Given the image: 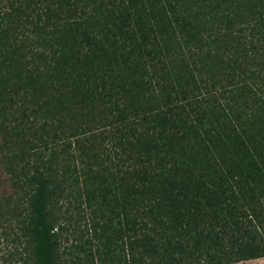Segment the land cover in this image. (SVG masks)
<instances>
[{
	"label": "trees",
	"instance_id": "trees-1",
	"mask_svg": "<svg viewBox=\"0 0 264 264\" xmlns=\"http://www.w3.org/2000/svg\"><path fill=\"white\" fill-rule=\"evenodd\" d=\"M261 257L264 0H0V264Z\"/></svg>",
	"mask_w": 264,
	"mask_h": 264
},
{
	"label": "rangeland",
	"instance_id": "rangeland-1",
	"mask_svg": "<svg viewBox=\"0 0 264 264\" xmlns=\"http://www.w3.org/2000/svg\"><path fill=\"white\" fill-rule=\"evenodd\" d=\"M81 219V218H80ZM88 221H87V214L84 216V220L80 221V225L82 227V231L85 237H90L91 236V230L87 228L88 226ZM63 240L64 244H66V238L65 235L63 234ZM223 264H264V257L257 258V259H252V260H240V261H234V262H229V263H223Z\"/></svg>",
	"mask_w": 264,
	"mask_h": 264
}]
</instances>
